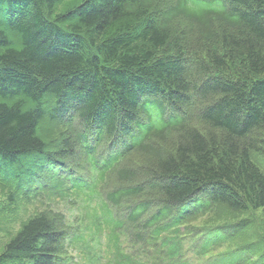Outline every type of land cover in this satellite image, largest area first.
<instances>
[{
  "label": "trees",
  "instance_id": "1",
  "mask_svg": "<svg viewBox=\"0 0 264 264\" xmlns=\"http://www.w3.org/2000/svg\"><path fill=\"white\" fill-rule=\"evenodd\" d=\"M0 186L19 209L43 205L0 264H70L77 230L51 203L71 192L92 232L113 206L164 264H190V238L264 264L262 231L244 239L264 211V0H0ZM228 212L246 218L196 224ZM116 241L117 264H142Z\"/></svg>",
  "mask_w": 264,
  "mask_h": 264
},
{
  "label": "rangeland",
  "instance_id": "2",
  "mask_svg": "<svg viewBox=\"0 0 264 264\" xmlns=\"http://www.w3.org/2000/svg\"><path fill=\"white\" fill-rule=\"evenodd\" d=\"M47 122L48 121H46L44 123L43 129H42L43 131L41 132L43 137L46 140L57 138L59 136V132L58 131H49V127L51 125L47 124ZM26 165L29 166L30 164L27 163ZM8 190H9L8 187L0 186V204H1L0 213H2V221L0 224V228H3V229H0V253L3 252V243L9 239V237L11 236V234H13L14 231L16 232L15 229L20 228L19 222H22V221L28 219L30 216H33L36 214V210L34 211V209L30 206H27L26 209H24V208L19 209V202L7 201V197L9 195ZM69 194H71V195H68V197H69L68 200H70V201L65 202L63 204V206H62L63 202H59V205L63 208V210L65 212L70 214L69 217L72 218L71 220H75L76 215H78L80 213L83 215V213L86 214V213L90 212L89 208L86 209L83 207V205H84L83 199L86 198L85 196H83V194H81L80 196H76L73 192H71ZM75 198H77V202H78L77 205L73 203V200ZM80 199H81V201H80ZM39 205L40 204L38 203V205H34V206L38 208ZM17 209H19V210L17 212L18 216L16 217L12 211L17 210ZM233 213H235V212H233ZM233 213H230V212L225 213V215L223 214V218L218 213H215V214L210 213L207 216L198 219L196 224H210V223L216 224L217 222L222 221V220L225 223H228V221H231V220H236V221L242 220L243 221L246 218V216L241 214V213H235L238 216V217H235V215ZM250 215H251L250 217L255 218V220H258V221L256 223H252V225L249 226L248 234H245L244 239H250V240L248 242H245V243H250V242L255 241L251 238V235L254 236V232H256V228H259L264 235V211L259 209L255 212L251 213ZM226 216L229 217L230 219H228ZM104 217L106 219L110 218V220H113L111 213L109 216L104 215ZM233 217H235V219ZM16 218H17V220H16ZM5 224H8V225L5 226ZM16 224H18V225H16ZM83 229H85L84 225H83ZM88 234L89 233L87 231H85L83 239L81 241L71 243V245H70L71 250L70 251L75 256V258L73 260V264H110V261L112 260V254H111L110 248L108 247V239H106V237L103 236L97 242L95 240H89L87 242V246L83 247L84 237H85V239H87ZM71 238H72V236H71ZM132 248H135L133 246V244H132ZM96 249H98V250H96ZM223 249L227 250L226 246H224ZM243 252H247V251L244 250ZM92 254H94L95 256H92ZM245 254H248V253H245ZM192 256L193 255H191L190 257H192ZM229 256L230 255H228V257ZM243 256L244 255L240 254V253L234 255L235 258H241ZM218 259L221 260V262L218 264H229L228 259L226 257H218ZM194 264H195V262H194Z\"/></svg>",
  "mask_w": 264,
  "mask_h": 264
}]
</instances>
